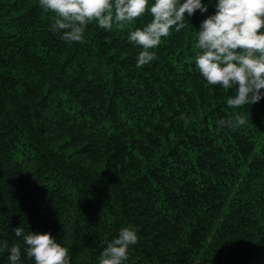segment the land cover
Segmentation results:
<instances>
[{"label":"trees","instance_id":"1","mask_svg":"<svg viewBox=\"0 0 264 264\" xmlns=\"http://www.w3.org/2000/svg\"><path fill=\"white\" fill-rule=\"evenodd\" d=\"M202 3L138 68L128 35L147 12L68 43L39 0H0V242L20 264H35L20 226L51 233L71 264H99L129 226L125 264H264V98L229 108L235 89L199 73L217 0ZM236 115L235 131L219 123Z\"/></svg>","mask_w":264,"mask_h":264},{"label":"clouds","instance_id":"2","mask_svg":"<svg viewBox=\"0 0 264 264\" xmlns=\"http://www.w3.org/2000/svg\"><path fill=\"white\" fill-rule=\"evenodd\" d=\"M40 7L52 13L49 30L62 33L68 43H85L84 33L89 24L111 31L113 25L122 26L141 18L145 13L152 17L143 28L129 32L128 41L142 49L136 59L138 68L155 58L150 51L167 38L171 30L179 32L185 27V15L197 10L207 12L202 0H39ZM195 47L200 52L195 64L201 76L211 86L235 89L227 99L229 108L255 104L264 98V0H217L215 14L201 23ZM246 118L221 120L222 126L235 131L246 124ZM22 237L27 258L35 264H71L69 250L51 233L25 234L23 227L13 229ZM139 240L137 229L121 228L118 237L103 249L99 264H125L128 249ZM8 250L10 264H20L21 247H10L0 242V251Z\"/></svg>","mask_w":264,"mask_h":264}]
</instances>
